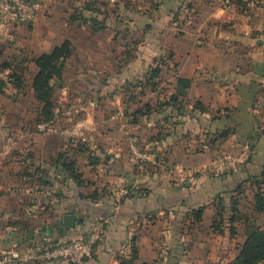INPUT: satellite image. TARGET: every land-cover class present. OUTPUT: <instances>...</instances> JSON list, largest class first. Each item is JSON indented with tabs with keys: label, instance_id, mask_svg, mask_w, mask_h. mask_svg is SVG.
Instances as JSON below:
<instances>
[{
	"label": "crops",
	"instance_id": "obj_1",
	"mask_svg": "<svg viewBox=\"0 0 264 264\" xmlns=\"http://www.w3.org/2000/svg\"><path fill=\"white\" fill-rule=\"evenodd\" d=\"M68 1L43 0L50 17L38 18L35 24L27 27L8 8L9 0H0V79L6 80L4 92L8 87L14 89L7 82L9 68L1 67L4 61H13L19 54L27 57L24 65L31 72L32 79L37 71L34 59L65 40L74 47L78 57L74 62L86 61V56L95 61V67L89 68V72L91 78H99V81L84 82L83 95L96 91L101 96L112 97L113 91L124 89L132 79H143L149 67L155 66L154 58L161 60L169 46L173 60L168 55L155 78L158 91L147 85L141 86L143 93L133 103L121 93L117 105L112 107L114 111L109 114L103 111L102 116L95 119L93 125L97 124L102 134L96 138L94 147L86 144L91 149L98 148L95 164H90L86 149L75 148L86 142L84 138L71 139L68 150L53 149L51 145L64 143L60 134L55 140L49 139L47 150L37 157L45 172L51 175L48 184L19 176L25 168L31 172L32 166L21 158L13 162V184L0 185L13 194L14 214L13 223H8L6 237L0 239V253L16 245L25 247L26 243L38 239L51 242L52 235L46 232L43 224L53 220L60 241L85 236L89 232L98 233L91 256L81 264H169V261L161 260V252L163 246H169L170 235L175 239L180 237L181 243L185 242V246L182 245L184 264L230 262L245 241L244 220L234 223L237 233L233 237L229 236L227 229L223 234L211 230L212 222L219 218L218 211L227 221L229 198H240L248 222L264 226V212L253 210L254 187L247 182L241 194L234 191L239 182L258 174L264 162V0H234L228 8L221 0H138L142 7L137 9L132 6L130 9L127 3L124 13L137 14L142 19L146 36L133 42L137 50H130L124 42L119 53L110 51L112 64L104 65L105 69L100 66L105 60L93 49V39L75 38L76 29L73 32L66 28L67 22L61 23L70 17L67 14ZM180 13L187 16L177 21ZM191 15H195V19H191ZM132 19L127 20L125 28H129ZM68 22L72 27H79L77 22ZM180 22L182 29L177 27ZM175 28L180 32L169 37V29ZM70 57L72 59L73 52L65 60L60 78L67 71ZM29 72L26 71L23 77L26 78ZM178 77L191 82L185 96L178 98L177 104L183 105L180 113L175 112L173 106H159V101L175 92ZM31 79L28 88L35 101ZM197 101L203 105V110L194 105ZM146 103L150 104L151 111L138 115L135 123L130 122L126 111L143 108ZM75 105L83 109L81 103ZM120 109L123 114L114 116L113 113ZM225 109L244 111V120L241 124L231 125L225 139L214 135V144L207 148L205 140L209 142L210 137L206 135V127L211 125L213 129H220L221 119L211 122V118L221 117ZM49 123L51 121L38 125ZM127 123L142 129L138 135L145 141V146L151 144L154 148L158 144L161 147L159 151L166 153L167 165L170 157L171 161L181 162L184 168L192 170L194 177L175 182L171 178L173 170L162 166L164 162L160 154L155 159L156 162L162 161L158 163L132 159L126 151L131 134ZM191 136L197 143L193 149L185 144ZM60 152H64L68 161L74 162L83 181L80 185L55 164ZM28 156L35 162L34 153ZM6 173L7 176L12 174L11 171ZM134 189L142 193L135 196L131 192ZM55 197L57 201H53ZM198 206L204 207L201 219L194 222L188 217L187 227L179 231L174 226L173 215ZM69 213L75 215L76 222L72 228L64 229L62 217ZM225 225L229 223L225 222ZM42 231L46 232L45 237H42ZM185 259H192L191 263ZM258 264H264V261Z\"/></svg>",
	"mask_w": 264,
	"mask_h": 264
},
{
	"label": "rangeland",
	"instance_id": "obj_2",
	"mask_svg": "<svg viewBox=\"0 0 264 264\" xmlns=\"http://www.w3.org/2000/svg\"><path fill=\"white\" fill-rule=\"evenodd\" d=\"M68 3L69 11L67 14L69 16H78L82 13V16H85L86 21H83V19L78 18L74 22H77L79 27H75V25H73L72 27L71 24L68 22L70 21L69 19H64L62 21L60 19L59 20L61 21V23L67 22L66 28H70L73 32L74 29H76V35H73L75 36V38L93 39V41L95 42L93 49L96 50V54L98 57H102L105 60L100 64L102 69H105L104 65L112 64L109 59L110 51L114 52L116 50V53H119L123 49L122 44L124 42L128 44V48L130 50H137V46L134 45L133 42L138 41L139 39L144 38L146 36V32H144L141 26L142 19L139 18L137 14L124 13V8L126 7L127 3L129 4L130 9L131 6L133 7V9H137V7H142L141 3L139 4L138 0H69ZM84 6H86L88 10L81 11V8ZM8 8L12 7L9 5ZM47 16L50 17V12L48 9H46L45 6H43L42 10L38 12L37 16L31 22L21 24L29 27L35 24V21L38 18L43 17L47 19ZM186 16L187 15L180 13L179 18H177V21L180 20V18L183 19V17ZM191 16V19H195V15ZM131 17H133V19L130 20L131 24L129 28H125L127 20L131 19ZM56 20H58V16ZM195 21V23L197 24V20ZM42 23L43 22H41L40 24ZM81 24L85 25L83 27H80ZM42 25L44 27L46 26L45 24ZM177 27L179 29H182L181 22ZM38 30H41V27L38 28ZM179 32L180 31L177 28L169 29V37H172L173 33L175 35ZM22 34L24 35L26 34V32ZM22 34L20 35V37H22ZM56 39L57 38H55V40ZM126 44L124 46H126ZM90 49L91 47H89L88 50ZM28 50H30V48H28ZM28 50L26 51V53H28ZM72 52L73 57L72 59L71 57L70 59H68L67 71L63 73L61 78L54 79L56 85L54 86V90L51 96V101L54 105V118L51 120V123H49V125H38L39 123L37 120V112L39 106L36 101L32 100L31 93L29 92L28 86L29 80L31 79V72H29V70H27L29 73L24 79V82L26 84L23 90L17 92L15 89L8 87L7 91H5L3 95H0V185L2 184V187H4V183L13 184V162H16V160L20 158L24 159L26 162H28L29 160H33L28 155L34 153L36 155L34 157V161L35 163H38L40 159L37 157L41 156V153L46 151L48 148L47 141H49V139L55 140L59 134L61 136L60 139L64 140V143H62V145L58 144L59 146L57 144H53V146L51 145V147H54L53 149L68 150V148H70L69 142H71V139L78 138L79 140L82 138L86 139L85 143L89 144L91 147H94L97 144L96 138L102 134L101 128L97 127V124L96 126L93 125L95 119L99 117V115L101 117L103 111H106V114H109L114 111L112 110V107H115L114 105H117V98L121 97V93L125 94L126 99L131 98V90L129 88L130 86L128 85L124 86V89H120V91L118 92L113 91L112 93L114 95L112 97L108 95L101 96L100 93L96 91H89L86 95H83L82 91H85L84 87H86L84 82L92 80L99 81V78H91L92 75L89 72V68L95 67V61H93V59L90 60V57L86 56V61L76 63L74 61L75 59L77 60L78 57L75 56L74 47L72 49ZM165 52L166 54H164V56L162 57L160 56V59L165 61V59H167V56L169 55V59L171 60L172 48L170 46L169 50L165 48ZM113 55L111 56V58L113 57ZM18 57L22 58L24 56H22V54H19ZM110 69L111 68L109 66L108 71H110ZM131 81L132 82H130V84L137 83L136 79H132ZM138 91L139 89L137 88L133 90L134 93H137ZM136 96L138 99V94H136ZM128 99L127 101H130L132 103L135 102L133 100ZM77 103L82 104V110L80 109L81 106L75 105ZM133 109L134 108H132V110ZM121 113L123 114L122 110L120 109L118 111H115L113 114L114 116L116 115L120 117ZM127 113H130V111H127ZM244 114V111L236 112L234 110H230V119L227 120V123L229 124V126L235 125L236 123L241 124L244 120ZM128 118H130V116H128ZM79 123L82 124L78 126ZM127 128L131 135L137 136L138 143L140 142V147L142 148V150L148 152L151 155L155 154L153 158L145 161L155 163L156 157L160 154L161 160L164 162L162 163V166L167 168L169 167L168 169L173 170V173L170 174L172 175L171 178L175 179V182L181 183L182 179L185 180L186 178L188 179L194 177V172H192V170H190V172L186 169L187 167L184 168V165L181 162L171 161L170 157L169 165H167V162L165 161V158L167 157L165 156L166 153L159 151L161 147L158 144L154 148L151 146V144H146L145 146V141L140 139L138 135V133H141L142 131V129L138 128V126L127 123ZM207 142L208 141L206 139L205 144L207 148L211 147ZM75 143L77 144L79 143V141H76ZM185 144L187 145V147L190 146V149H193L196 148L195 145L197 143L191 136L185 140ZM126 151L131 156V158L137 162L138 159H136L134 155L130 152L129 147H127ZM224 152L225 150L223 151V153ZM158 161L156 163H158ZM7 171H11V176L6 175ZM187 171L188 174L186 175ZM0 196H3L1 197L2 204H0L1 239L2 237H6L5 234H7L8 231L7 227H10V224L13 223L14 214L13 194L11 195L8 190L0 188ZM54 199L53 201H57L58 198L55 197ZM169 216L171 215L169 214ZM173 217V219H175L174 226L177 227L179 230L181 228L185 229L187 227L188 223L186 221L187 218H184V211L176 213V215H173ZM170 222L171 218H169V226H171L172 223ZM43 225L46 228L51 229L50 235H52V242H59V235L57 236L53 220L45 222V224ZM181 233L182 232H180V234ZM41 235L42 237H45L46 232L42 231ZM180 239V237L179 239H175L173 235L169 236V246H163V251L161 250V260L163 262L169 261V264H184V258L182 257V245L184 244V247L185 242L181 243ZM164 240H162V243L165 242ZM191 243L192 242H190L189 245H191ZM184 249L185 248H183V250ZM165 258H167V260H165ZM185 260V262L191 263L192 259Z\"/></svg>",
	"mask_w": 264,
	"mask_h": 264
},
{
	"label": "trees",
	"instance_id": "obj_3",
	"mask_svg": "<svg viewBox=\"0 0 264 264\" xmlns=\"http://www.w3.org/2000/svg\"><path fill=\"white\" fill-rule=\"evenodd\" d=\"M10 4V0H9ZM88 10L86 6L81 8V11ZM83 19L85 20V16L81 15H70L69 20L75 21L77 19ZM86 21V20H85ZM73 47L70 45L69 41H63L60 45L54 46L53 49L50 52L42 53L38 57L34 59V64L37 68V71L32 76L31 79V88L33 91V96L35 98V101L38 103L39 109L37 112L38 117V123H46L50 122L54 118V105L51 101V96L54 90V86L56 83L54 82V79L60 78L62 70L65 67V60L71 55ZM11 62V63H10ZM25 62H27V57L19 58L18 56L13 59V61H4L1 65L2 68H9V72L7 74V82L11 84V86L17 90V92H20L25 87L24 77L23 74L28 70L27 67L24 65ZM155 66H150L147 72L144 73L143 79H138L137 83L130 84L129 81L126 83V85L130 86L131 90V98L129 100L137 101L136 94H142V90L140 89L141 86L147 85L152 87L153 90L158 91V84L155 82V78L159 76V73L161 71V67L163 64H165L164 60H158L154 58ZM54 82V83H53ZM190 79L178 77L176 79V89L175 92L171 95H168L164 100L159 101V106H173L175 109V112H179L183 108V105L177 104L179 97H184L186 92V88L190 86ZM58 85V84H57ZM6 80L0 79V93H4V88H6ZM137 88L139 91L137 93H134L133 90ZM194 105L200 108V110H203V105L200 102H196ZM151 111V106L149 103H146L143 105V108L136 107L130 113L126 114L130 116L129 121L132 123H135L137 120L138 115L141 114H147ZM230 110L225 109V113L221 117L211 118V122L213 120H220L222 121L221 128L213 129L211 125L206 127V135L210 137L209 139V145L214 144V138L213 136L216 135L217 138L220 137L221 139H225L228 134L230 133L231 126L228 125L227 120L230 119ZM140 145V142H139ZM206 145V144H205ZM143 146V145H142ZM204 146V145H203ZM76 149H79L80 151L87 150L89 153V161L90 164H95L98 160V156L96 155L97 149H91L90 146H87L85 142H81ZM22 160L25 164H28L32 166V171L29 172L26 168L19 173V176L29 178L32 182L34 180L39 181L40 184L46 185L48 184V178L51 177L48 172H45V169L42 167V163L38 162L35 163L32 160H29L26 162L24 159ZM55 164L60 165L63 170L65 171V175L67 177L72 178L77 185H80L83 181L81 179V174L76 170L75 164L73 161H68L66 155L64 152L58 153V157L55 159ZM55 176V175H52ZM249 182L250 185L254 187L253 191V210L255 212H264V162L261 166V171L249 177L246 180H243L239 182L234 191L238 194L242 193V189L244 185ZM131 192L134 193L135 196L142 193V191H139L137 189H134ZM228 209L229 214L226 218L227 221L224 220L223 213L221 211L217 212L218 219H215L211 224V230L213 232H217L219 234H223L224 231L227 229V232L229 236L233 237L237 233V228L234 225V223H238L243 221L245 224L244 226V234L246 236L245 241L241 245L240 251L238 255L231 260L230 262L226 264H258L261 261H264V226L260 227L258 225H255L254 223L248 222V216L243 212V205L240 201V198L231 196L229 198L228 203ZM45 208H48L47 205H45ZM203 206H198L196 208H192L190 210H187L184 212V218H192L194 222H198L201 219ZM248 218V219H247ZM226 223H229V225H225ZM55 225H57L55 223ZM50 229V228H49ZM51 230V229H50ZM63 231V230H62ZM180 231V230H179ZM90 233V232H89ZM84 235L68 239L65 241H59V242H48L43 239H38L37 241H31L26 243V246L29 247H41V248H47L51 246H55L58 244L70 242L75 239H79L83 237ZM25 246V247H26ZM14 247H21L20 245H16ZM136 254L133 251V257ZM88 258V257H87ZM86 259V258H85ZM84 259V260H85ZM83 260V261H84ZM132 259L129 260V262ZM82 261V262H83ZM47 262H57V261H47ZM65 262V261H61ZM81 262V263H82ZM42 263V262H38ZM67 264H81V263H69L65 262ZM30 264V263H27Z\"/></svg>",
	"mask_w": 264,
	"mask_h": 264
},
{
	"label": "built area",
	"instance_id": "obj_4",
	"mask_svg": "<svg viewBox=\"0 0 264 264\" xmlns=\"http://www.w3.org/2000/svg\"><path fill=\"white\" fill-rule=\"evenodd\" d=\"M234 0H221L222 5L228 8ZM247 1V0H246ZM14 16L20 23L31 22L42 10L43 3L40 0H10ZM128 147L130 152L138 160H150L155 154H149L142 150L136 135L129 134ZM97 232L70 242L55 246L41 247H11L0 253V264H27L47 261H65L69 263H81L91 256L93 246L98 240Z\"/></svg>",
	"mask_w": 264,
	"mask_h": 264
},
{
	"label": "water",
	"instance_id": "obj_5",
	"mask_svg": "<svg viewBox=\"0 0 264 264\" xmlns=\"http://www.w3.org/2000/svg\"><path fill=\"white\" fill-rule=\"evenodd\" d=\"M76 217L74 214H64L62 217V228L70 229L75 225ZM46 232L49 234L50 230L46 228Z\"/></svg>",
	"mask_w": 264,
	"mask_h": 264
}]
</instances>
